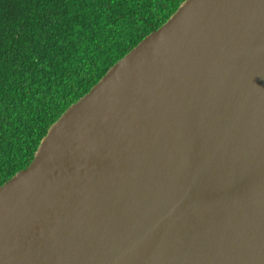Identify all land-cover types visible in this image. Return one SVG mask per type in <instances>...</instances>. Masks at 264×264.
I'll use <instances>...</instances> for the list:
<instances>
[{"label": "water", "instance_id": "obj_1", "mask_svg": "<svg viewBox=\"0 0 264 264\" xmlns=\"http://www.w3.org/2000/svg\"><path fill=\"white\" fill-rule=\"evenodd\" d=\"M0 264H264V0H186L0 186Z\"/></svg>", "mask_w": 264, "mask_h": 264}, {"label": "trees", "instance_id": "obj_2", "mask_svg": "<svg viewBox=\"0 0 264 264\" xmlns=\"http://www.w3.org/2000/svg\"><path fill=\"white\" fill-rule=\"evenodd\" d=\"M186 0H0V186Z\"/></svg>", "mask_w": 264, "mask_h": 264}]
</instances>
